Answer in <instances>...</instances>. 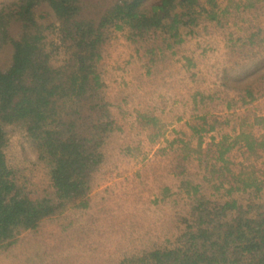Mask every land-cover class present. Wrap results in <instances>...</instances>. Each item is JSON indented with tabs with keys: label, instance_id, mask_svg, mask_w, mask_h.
Segmentation results:
<instances>
[{
	"label": "trees",
	"instance_id": "trees-1",
	"mask_svg": "<svg viewBox=\"0 0 264 264\" xmlns=\"http://www.w3.org/2000/svg\"><path fill=\"white\" fill-rule=\"evenodd\" d=\"M260 1L12 0L2 5L0 52L9 47L10 56L0 65V257L18 242L34 243L30 238H38L45 226L66 225L81 236L101 231L98 225L89 228L100 214V209L88 211L95 209L89 195L113 159L144 156L139 137L145 133L162 145L137 175L141 179L151 169L154 209L164 204L173 215L160 228L150 226L156 233L142 234L150 243L117 264H264V115L247 111L264 87L233 83L231 95L222 88L240 76L226 67L204 72L195 53L182 47L188 33L208 34L228 24L223 35L229 52L255 45L248 50L258 55L264 29L249 15L264 17ZM44 6L56 19L38 13ZM240 21L247 23L239 26ZM114 31L126 39L128 68L123 69L129 71L137 58L141 73L154 77L147 107L109 94L104 68ZM178 61L187 69L182 84L152 97L160 67ZM130 94L137 101L139 94ZM240 107L245 111L238 112ZM134 116L145 131L137 130ZM11 126L35 153L31 162L41 167L44 185L33 180L28 167L9 164ZM214 130L206 142L205 133ZM128 131L136 137L114 153L118 134ZM58 232L63 235L61 228ZM47 257L48 252L34 254L39 264Z\"/></svg>",
	"mask_w": 264,
	"mask_h": 264
},
{
	"label": "rangeland",
	"instance_id": "rangeland-1",
	"mask_svg": "<svg viewBox=\"0 0 264 264\" xmlns=\"http://www.w3.org/2000/svg\"><path fill=\"white\" fill-rule=\"evenodd\" d=\"M10 1L12 0H0V7ZM263 4L264 0H261L259 5ZM41 12H45L47 20L56 19L53 11L47 6L42 7L38 11V13ZM249 16L250 20L252 17L256 24L261 25L264 29V17L262 15ZM246 23L240 21L237 24L245 26ZM227 26L228 24L218 25L216 28H211L208 34L197 35L194 32L188 33L186 36L187 41L184 45L182 44V47L191 53H195L197 67L201 68L202 71L206 72V68H208L207 70L216 71L217 67H226L230 69L233 77L240 76V79L232 78L229 80V88H222L223 90H228L231 95L236 93L232 87L233 83L242 84L251 81L255 85V89L258 87L263 88L264 43L263 46L257 47L260 49L259 53L257 52L258 55L256 53L253 54L251 51L255 49V45H252L251 48L246 46L242 49L234 47L235 51L233 53L229 52V49L225 46L223 35V31L228 29ZM17 30L18 26L15 24L12 32L15 33ZM109 42L110 51L107 53V66L104 68V73L109 83V94L117 101L124 98L131 99L130 103L132 106L138 104L139 107H147L145 106V101L149 98L147 91L151 90L154 77L141 73L137 58L133 59L129 71L123 69L124 66L128 68V65L124 64V54L127 51V47L125 45L126 39H123L120 31H114ZM196 45H200L201 48L206 47V49L202 53L201 49L196 48ZM188 51L185 52L187 53ZM181 53L182 50L178 52L179 56ZM9 56L10 48L7 47L0 52V65H4L8 61ZM251 65H254L253 69L250 68ZM160 69L161 73L153 85V87L158 86L156 93L152 96L154 98H158L157 94L164 92L170 86L177 89L183 82L180 79L187 74V69L184 70L182 68L180 61L173 66H161ZM248 69H251V71L246 72ZM132 91L139 94L137 101L130 94ZM219 106H223V104H219ZM173 107L177 109V106H169L168 109L170 110ZM241 110L242 112L245 111L242 107L237 111L241 112ZM247 111L257 115H264V93L257 101L248 105ZM131 120L136 125L137 130L145 131L140 122L135 120V116ZM236 120H239V118L237 117ZM179 123L181 122L174 121L173 126H180ZM226 127L230 130L231 126ZM9 128L12 130L9 144L6 147V156L9 164L18 168L28 167V169L33 171V176L35 177L33 180H37L40 185H44L45 178L40 172L42 169L38 165L32 164L31 161L36 155L29 149L27 142L23 141L24 135H22L21 130L14 129L12 126ZM214 132L216 131H207L205 133L206 142L211 140L210 135L214 134ZM135 137L134 132L129 131L126 136L118 134V139L113 144L114 153L119 150L120 143H126V140H131ZM139 141L145 157L143 155H138L137 157L119 155L113 159L102 170L97 181L98 186L89 195L95 202V209L88 211L94 212L100 209L99 219L97 221H89V228L93 229L98 225L101 231L95 232L93 230L81 236L75 233L72 228L66 227V225L64 227L45 226L43 227L45 232L40 234L38 238H30L35 241L34 243L22 241L10 246L7 252L0 257V264H39L34 258V254H39V252H48V257L43 259L46 263L41 261V264H117V260L119 261L123 255L136 252V249L143 248L146 245L145 243H150L149 240L145 241L147 238L142 237V234H148V232L156 233V231H152L150 226L162 227L164 221L170 220L173 214L167 210L168 207L164 206V204H161L157 210L154 209L156 206L153 201L155 179L151 169H145V174L141 179V175H137V173H143L145 167L147 168L148 161L150 162L151 158L155 157L162 142L148 141L145 133L140 135ZM205 145L207 146L208 144ZM237 154H234V156L240 157ZM155 162L162 167L160 160L156 159ZM260 167L263 169L264 164H261ZM158 172L163 173L165 171L160 168ZM165 173L169 178H176L175 174L173 176L170 172ZM261 176L264 178V174L262 175L261 173ZM145 211L148 212L147 216L144 214ZM143 222L146 226L142 225ZM60 228L63 235L58 232ZM156 242H159V240Z\"/></svg>",
	"mask_w": 264,
	"mask_h": 264
}]
</instances>
